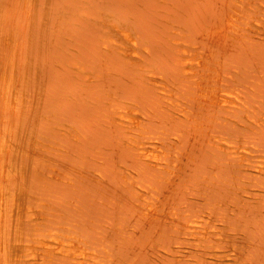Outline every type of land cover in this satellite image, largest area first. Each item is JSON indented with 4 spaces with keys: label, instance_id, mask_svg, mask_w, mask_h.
Returning <instances> with one entry per match:
<instances>
[{
    "label": "rangeland",
    "instance_id": "374dc122",
    "mask_svg": "<svg viewBox=\"0 0 264 264\" xmlns=\"http://www.w3.org/2000/svg\"><path fill=\"white\" fill-rule=\"evenodd\" d=\"M0 11V47L8 45L0 53L2 51L1 55L6 57L4 62L8 58L10 64L17 61L13 65H19V71L12 70V73L15 72L11 81L14 84V87L11 85L12 98L9 99L10 96L5 93L0 96L1 103L9 99L6 101L8 106L0 104L1 110L4 106L2 116L5 115V107L8 111L7 118L0 115V129L2 120L6 124L8 122L3 129L6 126L7 131L12 129V138L20 147L17 150L19 153L16 152L18 158L16 153L10 157L13 171L16 169L11 187L29 190L30 196L35 194L30 199L29 217L37 215L38 219L36 216L29 220L27 226L32 228L27 229L26 226V230H35L30 234H37L38 226L35 225L38 222L43 225L38 229L46 230L41 232L44 238L54 234L83 233V236L79 234L80 237H88L94 243L85 241L87 250H90V264H264V174L257 172L259 164L264 163V0H1ZM4 18L7 20L3 21ZM5 27L10 33L4 30ZM122 29L131 30L133 35L135 33L137 44L144 45V48L142 45L139 47L143 57L147 56L145 61L143 58L133 62L124 55L123 48L127 46L123 44L126 39ZM13 40L14 43L17 41V47H14ZM145 45L149 51L144 50ZM182 47H186L185 53L191 63H203L200 67L203 73L200 70V74L216 83L206 95L238 97L241 94L240 97L250 108L244 104L239 107L241 110L236 109L239 112L220 109L222 112L219 113L217 109L214 110L219 113L216 118L213 110L203 111L206 108L202 105H194V101L197 102L195 95L201 93L194 89L191 80L183 77L186 73L181 64L185 56L179 53ZM12 48L18 49L14 51ZM4 49L10 53L6 54ZM10 56L16 61L12 63ZM8 62L5 64L11 66ZM176 63H179L178 68ZM160 71L159 75L155 74ZM165 74L169 77L162 85L164 78H161L167 77ZM225 78L230 82H226ZM4 82L0 80L1 90L6 89ZM168 83H173V87ZM166 88L173 91H170L171 95L167 94L170 89L167 92ZM163 89L167 95H163ZM173 93L178 99L175 100ZM4 96L5 99L2 98ZM168 96L177 102L173 103ZM25 99L30 101L31 108L34 105V110L30 109ZM187 100L193 102V107ZM115 102L118 104L115 108L125 105L123 109L131 116L136 112L137 116H140L138 112L146 113L141 115L148 116V120L140 117L143 118L142 127H146H143L146 134L150 131L147 129H153L150 128L148 136L144 135L148 142L143 137L145 130L142 131V127L138 131L140 133L131 134L140 127H125L127 124L117 120V115H114L116 109L110 111L116 106ZM9 103L12 107L19 106L13 109ZM21 105L24 112L26 108L28 111V114H21L24 117L20 116L23 112ZM198 106L203 108L200 110L202 116ZM135 107L142 111H134ZM177 107L179 111L180 108L184 111L181 110L180 114ZM196 107L200 115L195 113ZM105 110L108 115L110 113L109 119ZM13 111L19 114L13 113L14 118L10 120ZM185 111L193 119L190 115L186 117ZM45 112L54 114V120L59 119L62 124L58 120L51 123L52 114L45 116ZM205 112H209V116L204 114L203 117ZM195 115L197 118H194ZM184 116L190 117V120ZM23 118L26 120L20 122ZM16 121L20 123L16 124ZM11 124L12 127L9 126ZM119 124H123L122 130H118L121 128ZM40 125H46L45 128L52 129L53 133L45 128L41 131ZM201 128L207 132L208 138L207 135L204 138L205 132L204 135L199 133L201 130L197 129ZM165 132L170 136L166 137ZM220 132L222 137H230L223 139ZM201 134L204 139L198 138ZM215 134L219 136L214 137ZM138 136L139 139L143 137L144 143ZM149 137L157 141L150 138L151 142L154 141L151 143ZM201 140L205 141L204 144ZM139 141L140 145L155 148L160 153L164 148L168 154L163 150L160 157L173 158L170 166L169 160H164L162 169L151 164L147 166V160H142L138 154L141 153L137 149ZM215 142L251 150V155L257 154L252 157L256 166L252 164V167L243 168L236 156L228 154L220 145L214 146ZM134 153L138 154L137 159ZM164 166L170 167L173 176L168 168L164 170ZM31 175L32 181L29 178ZM151 206L162 210L161 218L152 215ZM173 213L178 214L174 216ZM7 222L10 223L6 228L9 234L6 235L10 237L14 234L13 220ZM172 226L179 230L174 227L173 230ZM187 227H193L198 233L209 232L213 241L200 245L193 240L194 236ZM200 229L203 231L199 232ZM41 240L36 239L38 242ZM216 244L221 247L216 248ZM194 246L202 249L195 250ZM222 246L227 251H223ZM30 254L17 262L0 255L3 260L0 264H45L46 260L39 258H46L47 253L32 251ZM225 254L226 259L223 257ZM55 258L59 259V264L62 259L66 261L62 264H75L67 257Z\"/></svg>",
    "mask_w": 264,
    "mask_h": 264
},
{
    "label": "bare ground",
    "instance_id": "6f19581e",
    "mask_svg": "<svg viewBox=\"0 0 264 264\" xmlns=\"http://www.w3.org/2000/svg\"><path fill=\"white\" fill-rule=\"evenodd\" d=\"M1 1V0H0ZM2 1H4V0H2ZM5 3V2H4ZM2 7H4V6H2ZM7 7V6H6ZM5 8V7H4ZM4 10V9H3ZM1 11H2V9H1ZM0 11V12H1ZM4 11H2V13H3ZM5 12H8V11H5ZM7 14H9V13H7ZM6 14V15H7ZM5 14H3V16H4ZM10 15V14H9ZM2 16V15H1ZM3 16H2V18H3ZM11 16V15H10ZM7 17V16H6ZM5 17V18H6ZM5 18L3 19V21L5 20ZM10 17H7V19H9ZM6 19V20H7ZM2 20V19H1ZM5 20V21H6ZM12 20V19H11ZM9 21V20H8ZM7 21V22H8ZM10 22V24H11V21H9ZM4 23V22H3ZM2 23V24H3ZM4 24H6V22L4 23ZM6 25H8V24H6ZM5 25V26H6ZM12 25V24H11ZM4 26V25H3ZM9 26L10 25H8V27L7 28H9ZM2 27V26H1ZM3 29V28H2ZM9 29H11V26H10V28ZM13 29V28H12ZM4 30H6V32L7 33H10V32H8V30L6 29V27L4 28ZM123 30H125V31H123ZM127 29H122V31H123V33H124V35H125V38L124 39H126V41L123 43V44H125L127 47H125V48H123V53H124V55L128 58V59H130L131 61H133V62H137V61H142L143 60V58H144V61H145V58H147V56L146 57H143V54H142V48L141 47H139L140 45H142V44H140L139 43V45L137 44V41L138 40H136L137 38H135V33H134V35L130 32L131 30H129V31H126ZM1 31V30H0ZM3 31V30H2ZM4 32V31H3ZM2 32V35L4 34V33H6V32H4L3 33ZM12 32H13V30H12ZM11 32V33H12ZM14 32H15V29H14ZM133 32V31H132ZM1 34V33H0ZM1 35V36H2ZM9 35V34H8ZM15 35V34H14ZM16 36V35H15ZM5 37H6V34H5ZM8 37V36H7ZM14 37V36H13ZM13 37H10L11 39L13 38ZM15 40L17 39V37L16 38H14ZM8 40V39H7ZM3 44L4 43H2V46H3ZM12 45V43H9V45ZM13 44H14V47H17L16 46V44H17V41H16V43H14V40H13ZM7 47H8V45L7 44H5ZM4 45V46H5ZM4 46L0 49V50H2L3 48H4ZM144 45H142V47H143ZM146 47V49H144V50H147V51H149V49H147L148 48V46L147 45H145ZM6 47V48H7ZM144 48V47H143ZM10 49V48H9ZM16 49V48H15ZM15 49L14 48H12V50H14L15 51ZM18 49V48H17ZM16 49V50H17ZM5 50V49H4ZM181 50V52H179L180 54H181V56H185L184 58H182V64H181V60L179 61V63L182 65V66H184L183 68H184V70H185V75L183 76V77H187V78H185V80H187V79H189V80H191L190 82L192 83V84H194V89H196L198 92H200L201 94L200 95H195V98H196V101L197 102H195L194 101V105H195V103H198V105H202L204 108H206V109H203V108H199V106H198V109H199V111L201 110V109H203V111H205V110H213L212 111V113L213 112H216V111H214V110H217V109H223L224 111L226 110V111H228V112H234L233 110H235V111H237L236 109L238 108V109H240L239 107H243L244 106V104H246V102H244V100L240 97V95L237 97V96H235V97H231V96H226V95H218V94H213L212 96H208V95H206V92H208V91H210V88H212V87H214V86H216L215 84H214V80L213 79H211V78H206V76L204 75H202V71H203V68L201 69L200 67L203 65V63L201 64V63H199V64H197V63H195V64H193V63H191V59L189 58V56H186V53H185V51H186V47H182V49H180ZM9 51H11V50H9ZM145 52V53H149V52ZM151 51V50H150ZM5 52H6V54H8V53H10V52H8L7 53V51L5 50ZM12 52V51H11ZM13 53H17V52H13ZM1 54H3L2 53V51H1V53H0V56H1V58L0 59H2V61L0 62V80H2L3 82L4 81H6V82H4L3 84H5L6 83V89L4 90V89H2L1 90V88H0V90L2 91V93H1V95L0 96H3L4 95V93H5V95H7V96H10V98L9 99H11L12 98V96H11V94H12V90H11V87L14 85L13 83V85L11 84V81L13 82V73H15V72H13L12 73V70H17L18 69V67H19V65H18V67L16 66V65H13V64H16V60L15 59H13L14 57L13 56H10L9 58L10 59H12L13 61H11L12 63L14 62V60L16 61L15 63H13V64H10L9 62H8V58H7V60H5V61H7L11 66H9V65H7V64H5V63H7V62H4L3 61V59H5L6 57H4L3 58V55H1ZM12 54V53H11ZM150 54V53H149ZM180 54H178V55H180ZM16 55V54H15ZM8 56V55H7ZM13 57V58H12ZM17 57H18V55H17ZM17 57H15L16 59H17ZM177 58V57H176ZM178 59V58H177ZM175 60V59H174ZM147 61V60H146ZM177 60H175V62H176ZM179 63H178V65H177V63H176V65H177V68H178V66H179ZM206 63V62H205ZM208 63V62H207ZM140 64V63H139ZM143 64H145V62L143 63ZM133 65H134V63H133ZM142 65V63L140 64V66ZM180 65V66H181ZM14 66H16V67H14ZM135 66H136V63H135ZM138 66V65H137ZM205 66V65H204ZM207 66V65H206ZM203 67V66H202ZM176 68V69H177ZM175 69V70H176ZM183 70V69H182ZM200 70H201V74H200ZM205 70V69H204ZM17 71H19V70H17ZM164 72V71H163ZM162 72V73H163ZM161 73V71L158 73H156L155 72V74H160ZM164 73H166V72H164ZM153 74V73H152ZM168 74V73H167ZM173 74V73H172ZM18 75V73L16 74V76ZM158 75H154L153 77H156V78H158L157 76ZM164 75V74H163ZM166 75V74H165ZM169 75V74H168ZM168 75H166L167 77H162L161 79H163L162 80V82H163V84L160 82V84H162V85H164L165 84V78L167 79L169 76ZM182 75H183V72H182ZM146 76V75H145ZM162 76V75H161ZM179 76H180V74H179ZM18 77V76H17ZM150 77V76H149ZM151 77H152V75H151ZM172 76H170V78H171ZM182 77V78H183ZM147 78H148V76H147ZM160 78V77H159ZM227 78V77H226ZM224 79V80H226V82H230V80L229 79ZM16 79V78H15ZM223 79V78H222ZM147 80V79H146ZM184 80V81H185ZM224 80H223V82H224ZM227 80H229V81H227ZM150 81V80H149ZM154 81V80H153ZM155 81H158L159 82V80L158 79H155ZM180 81V80H179ZM182 81V80H181ZM232 81H234V80H232ZM231 81V82H232ZM168 82V81H167ZM169 82H170V80H169ZM189 82V83H190ZM15 83V82H14ZM174 83V82H173ZM173 83L171 84H169V85H172V87H173ZM155 84V83H154ZM158 84V83H157ZM191 84V85H192ZM12 85V86H11ZM156 85V84H155ZM3 87V86H2ZM14 87V86H13ZM156 87H157V85H156ZM160 87H161V85H160ZM166 87V86H165ZM167 87H169V86H167ZM4 88V87H3ZM161 88H164L163 86L161 87ZM191 88V87H190ZM13 89V88H12ZM170 89V88H169ZM168 88H166V91L168 92V90H169ZM175 89H176V87H175ZM193 89V88H192ZM193 89V90H194ZM13 90H15V88L13 89ZM23 90V89H22ZM24 90H26V89H24ZM23 90V91H24ZM162 90V89H161ZM164 91L163 92H165V89H163ZM4 91V92H3ZM17 91V90H16ZM19 91V90H18ZM170 91L171 92H173L171 89L169 90V92L167 93V94H169L170 93ZM15 92V91H14ZM176 92V91H175ZM25 93V92H24ZM27 93V92H26ZM179 92H177L176 94H178ZM10 94V95H9ZM166 94V92H165V94L163 93V95H167ZM169 95H171V94H169ZM173 95H175L174 93H173ZM172 95V96H173ZM191 95V94H190ZM243 95V94H242ZM15 96V95H14ZM25 96V95H24ZM28 96V95H27ZM171 96V97H172ZM194 96V95H193ZM244 96V95H243ZM16 97V96H15ZM110 97V96H109ZM166 97V96H165ZM164 97V98H165ZM169 97V96H168ZM171 97H169V98H171ZM174 97V96H173ZM175 97H176V95H175ZM2 98H4L5 99V96L4 97H2ZM14 98V97H13ZM20 98V97H19ZM24 98H26V97H24ZM106 98H107V96H106ZM112 98V97H111ZM113 98H114V96H113ZM168 98V99H169ZM244 98H246L245 96H244ZM3 99V100H4ZM8 99V98H7ZM7 99H6V101H7ZM9 99H8V101H9ZM16 99H17V97H16ZM15 99V100H16ZM28 99V98H27ZM107 99H109V98H107ZM176 99H178L177 97L175 98V100ZM247 99V98H246ZM14 100V99H13ZM21 100V99H20ZM26 100V99H25ZM112 100V99H111ZM114 100V99H113ZM112 100V101H113ZM170 100V99H169ZM171 100H172V98H171ZM192 100H193V98H192ZM6 101H3V103H6ZM11 101V100H10ZM22 101H23V99H22ZM28 101V102H27ZM173 101V100H172ZM187 101H189V100H187ZM248 101H249V99H248ZM26 102H27V104H28V106H29V100H26ZM25 102V103H26ZM177 101H173V103H176ZM251 102V101H250ZM3 103H1L0 102V104H3ZM13 103H15V102H13ZM12 103V104H13ZM24 103V104H25ZM116 103V102H115ZM119 103V102H118ZM188 103H192V107H193V102H188ZM18 104V103H17ZM26 104V105H27ZM114 104V103H113ZM113 104H111V105H113ZM120 104V103H119ZM123 104V103H122ZM4 105V104H3ZM2 105V106H3ZM6 105H7V103H6ZM111 105H110V108H111ZM116 106H114L113 108H111L110 109V111H112L113 112V110H114V108L115 107H118V104L116 103L115 104ZM174 104H172V106H173ZM189 105V104H188ZM197 105V104H196ZM248 105V103L245 105V106H247ZM252 105V104H251ZM1 106V107H2ZM8 106V105H7ZM17 106H19V105H16V107H12V106H10V103H9V107L11 108H13V109H15V108H17ZM121 106V105H120ZM122 106H124L125 107V105H122ZM141 106V105H140ZM139 106V108H141ZM175 106V105H174ZM177 106V105H176ZM179 106V105H178ZM181 106V105H180ZM191 105H189V107L188 108H190L191 109V107H190ZM249 106V105H248ZM247 106V107H248ZM27 107V106H26ZM30 107V106H29ZM28 107V108H29ZM33 107H34V105L32 106V108L30 107V109H33ZM124 107H120L119 109L118 108H115L116 110H114V112L116 113V114H114V115H117L116 117H117V120H120L123 124H127V125H124L125 127H127L128 125H130L131 127H133V128H139V130H134V132H132L131 134H133V133H135L136 131L138 132V131H141L140 129H141V127H142V120H143V118H145L146 117V115H144L145 117H143L142 115L145 113V112H143L142 111V109H140L142 112L141 113H139L138 112V114L140 115V116H142V117H140V116H137L136 114H137V112L135 113V115L134 116H131L130 114H128L126 111H125V109H123ZM137 107H138V105H137ZM146 107H148V106H146ZM146 107L144 108V107H142L144 110H146ZM150 107V106H149ZM148 107V108H149ZM181 107H184V106H181ZM241 107V108H242ZM9 108V109H10ZM19 108V107H18ZM22 108V105L20 106V109ZM35 108V107H34ZM129 108V107H128ZM131 108V107H130ZM139 108H136L135 107V109H134V111L136 110V109H139ZM175 108V107H174ZM185 108H187L186 106H185ZM187 108V109H188ZM195 108V107H194ZM248 108H250V107H248ZM254 108V107H253ZM3 109H4V106H3ZM3 109L1 110L2 112L0 113V115L2 116V113H3ZM8 108H7V110H9ZM23 109V108H22ZM21 109V110H22ZM27 109V108H26ZM26 109H24L25 110V112L23 111L22 113H20V116H22V117H24L23 115H21V114H23L24 113V115H25V113L26 112H28ZM29 109V111H31ZM113 109V110H112ZM177 109H178V111H179V108L177 107ZM181 110H182V108H180ZM246 109V108H245ZM34 110V109H33ZM140 110H136V111H140ZM150 110V109H149ZM180 110V111H181ZM186 110V109H185ZM218 110V111H219ZM241 110V109H240ZM248 110V109H247ZM247 110H245L246 112H248ZM9 111H11V109L9 110ZM19 111V110H18ZM109 111V110H108ZM179 111V112H180ZM182 111H184V109L182 110ZM186 111H189V110H186ZM184 112L185 113V115L187 114V113H189V112ZM195 111V110H194ZM198 110H197V107H196V112L195 113H198L199 114V111L197 112ZM223 111V112H224ZM251 111V110H250ZM6 112H8V111H6V107H5V112H4V116L6 117ZM16 112V111H15ZM14 111L12 112V114L10 115V117H9V114H8V117H9V119L11 120V118H14V117H12V115H13V113L15 114V115H17V114H19V112L16 114ZM21 112V111H20ZM32 112V111H31ZM30 112V113H31ZM152 112V111H151ZM193 112V111H192ZM201 113V116H202V111H200ZM207 112V111H206ZM206 112L205 113H203V117H204V114L207 116H209V114L207 113L206 114ZM222 112V110H220V112L219 113H221ZM228 112L226 113L227 115H228ZM237 112H239V111H237ZM30 113H29V115L28 116H30ZM38 113V112H37ZM43 113V112H42ZM47 113L48 112H45V116H47ZM105 113H106V110H105ZM108 113V112H107ZM106 113V114H107ZM147 113H149L148 115L149 116H151V113L148 111ZM153 113V112H152ZM183 112H182V114H184ZM211 113V114H212ZM218 112H216V115H215V117L217 116V114H219ZM244 113V112H243ZM250 113V112H249ZM248 113V114H249ZM26 114H28V113H26ZM48 114H52L51 112L50 113H48ZM106 114H104V115H106ZM142 114V115H141ZM146 114V113H145ZM180 114H181V112H180ZM179 114V115H180ZM197 114V115H198ZM199 114V115H200ZM214 114L215 113H213V116H214ZM225 114V113H224ZM231 114H234V113H231ZM236 114V113H235ZM238 114V113H237ZM53 115L54 114H52V117H53ZM108 115V114H107ZM190 115V114H189ZM189 115H186V117L187 116H189ZM1 116H0V119H1ZM4 116H2V117H4ZM44 116V115H43ZM50 116V115H49ZM109 117H107L108 119L110 118V113H109V115H108ZM211 116V115H210ZM212 116V117H213ZM235 116V115H234ZM16 117V116H15ZM32 117V116H31ZM30 117V118H31ZM35 117V116H34ZM37 117V116H36ZM111 117H113V113H112V115H111ZM148 117V116H147ZM147 117L145 118V119H147ZM152 117H153V115H152ZM185 117V116H184ZM185 117V118H186ZM190 117H191V119H193L192 117L193 116H191L190 115ZM190 117H188V118H186V119H189ZM196 117V115L194 116V118ZM199 117V116H198ZM215 117H213V118H215ZM219 116H217L216 118H218ZM230 117V116H229ZM228 117V118H229ZM239 117V116H238ZM254 117H256V116H254ZM253 117V118H254ZM7 118V117H6ZM19 118V117H18ZM26 119L27 118H29V117H25ZM25 118H23V119H21V121H20V119H19V121L20 122H22V120H24ZM39 118H41L40 117V115H39ZM47 119L49 118V117H46ZM56 117H53V119L50 117V121H51V123H52V120H54ZM105 118V117H104ZM197 118V117H196ZM3 119H5V118H3ZM9 119H5V121L7 120H9ZM25 119V120H26ZM33 119V118H32ZM114 119H115V117H114ZM149 119V118H148ZM147 119V120H148ZM231 119H233V116L231 117ZM15 120H18V119H15ZM29 119H27V121H28ZM35 120H39V119H35ZM46 120V119H45ZM56 120H58L59 122H61L60 124H62V121H60L59 119H56ZM56 120H54L55 122H56ZM110 120H113L112 118L110 119ZM151 120H152V118H151ZM182 120V119H181ZM190 120V119H189ZM1 121V120H0ZM13 121V120H12ZM12 121H10V123H12ZM26 121V122H27ZM40 121V120H39ZM49 121V120H48ZM47 121V122H48ZM49 121V122H50ZM145 121V120H144ZM185 121V120H184ZM188 121V120H187ZM15 122V121H14ZM20 122H17L16 121V124H18V123H20ZM23 122H25V121H23ZM25 122V123H26ZM33 122H34V120H33ZM38 122V121H37ZM42 122H43V120H42ZM42 122H40L41 124H42ZM46 122V121H45ZM117 123V122H114V121H111L110 123ZM147 122L148 121H146V124H147ZM150 122V121H149ZM148 122V124H150ZM264 122V121H263ZM2 125L4 126V125H7L8 124V122H7V124L6 123H4L3 122V120H2ZM120 123V122H119ZM189 123V122H188ZM193 124H194V122H192ZM196 123V122H195ZM239 123V122H238ZM262 123V122H261ZM260 123V124H261ZM27 124V123H26ZM46 124V123H45ZM48 124V123H47ZM50 124V123H49ZM118 124V123H117ZM116 124V125H117ZM122 124V125H123ZM145 124V125H146ZM12 125L13 124H11V125H9V126H11L12 127ZM15 125V124H14ZM42 125H44V122H43V124ZM42 125H40V130L41 129H44L45 128V126L43 127ZM52 125V124H51ZM57 125H59V124H57ZM57 125H53L52 127H54V126H57ZM65 125V124H64ZM114 125V124H113ZM115 125V126H116ZM122 125L121 124H119L118 126L120 127L121 126V128L120 129H118V130H122L123 128H122ZM262 125V124H261ZM264 125V124H263ZM3 126H1L2 127V130L0 129V160H1V162H0V165L2 164V169L0 168V255H2L4 258L6 257L7 259L6 260H11V261H14V262H17V261H20L22 258H24V257H26V256H28L29 254H30V252H32V251H34V252H40V254H41V252L42 253H44V255L47 253V257L46 258H44V257H41V258H39V259H44V260H46V262H45V264L46 263H48L49 264V262H50V264H54L55 263V259H57V261L59 260L58 258H55V257H57V256H59L60 257V259L61 258H63V257H67V258H69L71 261H73V262H75V264H90V260H89V257L90 256H88V253H90V250H89V248H88V250H87V247H86V245H87V243L85 242V241H90L89 239H88V237H86V238H82V236L84 235L83 233H79V234H82V236L80 237V235L77 233V234H75V233H71L70 231V233L68 234L67 233V235H59V234H54V235H48V237L47 238H44L43 237V235H42V233L41 232H43L42 231V229L41 228H43L42 226H41V224H39L40 222H38V225H35V223H34V225L35 226H38V228H39V226L41 227L40 229H38L37 228V230H36V232H37V234L35 233V234H30L29 232L31 231H33V230H30V231H28V230H26V226H27V224H28V222H29V220L32 218V217H29V209L31 208H29V206H31V203H30V201H32V200H30V199H32L31 197L32 196H34L35 194H32V196H30L29 194H28V191L26 190V189H17V188H13V186L11 187V180H12V177L14 176V172H15V168H14V171H13V166L11 165V160H10V157H12V155L14 154V153H16L17 152V150H19V145L17 146L16 145V142H14V140H13V138H12V136H14L13 134H12V132H11V130L10 131H7L8 129H7V126H6V129L4 130L3 128H5V126L3 127ZM16 126V125H15ZM19 126V125H18ZM21 126H23V125H21ZM63 126V125H62ZM147 127H150V126H148V125H146ZM11 127H9V129L11 128ZM39 127V126H38ZM43 127V128H42ZM47 127H49V126H47ZM119 127H117V128H119ZM130 127V128H131ZM143 127H145L144 125H143ZM142 127V128H143ZM15 128V127H14ZM23 128V127H22ZM56 128V127H55ZM59 128V127H58ZM151 129H152V127H150ZM147 129L149 132L148 133H150L151 132V129ZM208 128V130H210V132H212L211 130L212 129H209V127H207ZM206 128V129H207ZM212 128H214L213 126H212ZM16 129V128H15ZM26 129V128H25ZM46 129H48V128H45L44 130H46ZM63 129V128H62ZM65 129V128H64ZM128 129H129V127H128ZM145 129H146V127H145ZM144 128H143V130L142 131H144L145 130ZM204 129V128H203ZM206 129H204V130H206ZM19 130H20V132L22 133V130H21V127L19 128ZM27 130V129H26ZM56 129H54V131H55ZM66 130V129H65ZM125 130H127V129H125ZM130 130V129H129ZM132 129H131V131H133ZM153 130V129H152ZM198 131L199 130H201V131H199V133H201V132H203L202 131V128L201 129H197ZM207 130V131H208ZM216 130V129H215ZM14 131V130H13ZM15 131H17V130H15ZM24 131V130H23ZM42 131V130H41ZM48 131H51V133H53L52 132V129H48ZM39 132V131H38ZM44 132V131H43ZM58 132V131H57ZM205 132V131H204ZM204 132L202 133L203 135H204ZM216 132H218V130L216 131ZM216 132H214V133H216ZM17 133V132H16ZM31 133H33V132H31ZM35 133V132H34ZM37 133V132H36ZM42 133V132H41ZM59 133V132H58ZM121 133H122V131H121ZM138 133H140V132H138ZM137 133V134H138ZM144 134H143V137H144V135H146V136H148L147 134H146V130L143 132ZM166 133V132H165ZM207 132H205V135H204V138H208V135L206 134ZM209 133V132H208ZM214 133H213V135H214ZM219 133V132H218ZM60 134L61 133H59V136H60ZM63 134V133H62ZM136 134V133H135ZM161 134H162V132H161ZM167 134V133H166ZM177 133H175V135H176ZM202 134L198 137V138H200L201 136H202ZM209 134H211V133H209ZM225 134V133H224ZM223 134V135H224ZM16 135V134H15ZM20 135V134H19ZM22 135H23V133H22ZM28 135V134H27ZM68 135V134H67ZM66 135V136H67ZM122 135V134H121ZM125 135H127V133H125ZM124 135V136H125ZM151 135H152V133H151ZM150 135V136H151ZM153 135H155L154 133H153ZM152 135V136H153ZM158 135H160L159 133H158ZM178 135V134H177ZM207 135V136H206ZM220 137H222V133L220 132ZM226 135V134H225ZM64 136H65V133H64ZM128 136V135H127ZM131 136V135H130ZM141 136H142V132H141ZM140 136V137H141ZM146 136L144 137V139L146 138ZM157 136V134L155 135V137ZM162 137H163V135H161ZM160 136V137H161ZM166 137H168V136H170V135H165ZM164 136V138L166 139V137ZM180 136V135H179ZM178 136V137H179ZM206 136V137H205ZM209 136H211V135H209ZM216 136H219V134L217 135V134H215V136L214 137H216ZM132 137H134V136H132ZM143 137H141V139L143 138ZM161 137V138H162ZM175 137V136H174ZM177 137V138H178ZM203 137V136H202ZM201 137V138H202ZM213 137V136H212ZM224 137H226V139H227V137H230V136H223L222 138L224 139ZM17 138V137H16ZM22 138H23V136H22ZM38 138V137H37ZM123 138H126V137H122V140H126V139H123ZM129 138V137H128ZM151 137H149V139H150ZM152 138H154V137H152ZM151 138V139H152ZM160 138V140H162V142H163V140L165 141V139H161ZM176 138V137H175ZM204 138H202V139H204ZM28 139V138H27ZM40 139V138H39ZM121 139V138H120ZM129 139H131V138H129ZM138 139H139V136H138ZM141 139H139L140 141H141ZM144 139H142L143 141H141L142 143H144ZM150 139V142L152 141ZM156 138H154L153 140H155ZM158 139V138H157ZM210 139H212L211 137H210ZM209 139V140H210ZM230 139V138H229ZM232 139H235V138H233L232 137ZM147 142H148V140L147 139H145ZM170 140V139H169ZM208 140V141H209ZM213 140V139H212ZM20 141V140H19ZM18 141V142H19ZM42 141V140H41ZM127 141H129L128 139H127ZM133 141V140H132ZM134 141H136V140H134ZM137 142V149L138 150H140V152L141 153H138V154H140V158L142 159H146L147 161V163L149 164V165H147V166H150V164L151 165H153V166H156V167H160L159 169H162V165H163V162H164V160H166L165 162H168L167 160H169L168 158H170V157H168L167 159H165V158H163V157H160V156H162L161 155V153H162V151L164 150V148H163V150L161 151V153H160V151H157V150H155V148L154 149H152V147H146V146H144V145H140L141 144V142ZM155 141H157V140H155ZM179 142L181 141V139H179L178 140ZM202 142H203V144H204V142L205 141H203V140H201ZM214 141H216V140H214ZM28 142V141H27ZM146 142V143H147ZM154 142V141H153ZM153 142H151V143H153ZM202 142L200 143V144H202ZM210 142V141H209ZM230 142H232V141H230ZM229 142V143H230ZM121 143H122V141H121ZM130 143H131V141H130ZM133 143V142H132ZM156 143H158V142H156ZM165 143H167V142H164V144ZM168 143H170V142H168ZM172 144H173V142H171ZM208 143V142H207ZM211 143V142H210ZM216 143V142H215ZM228 143V144H229ZM233 143V142H232ZM236 142H234L233 144H235ZM19 144H21V143H19ZM127 144V143H126ZM164 144H162V145H164ZM171 144V145H172ZM227 144V143H226ZM226 144H224L223 145V142H222V144H220V142L218 143H216L214 146H218V145H220L221 146V148L224 150V151H226V152H229L228 154H230V155H233V156H236V158H238L237 160H238V162H240L241 163V166H243V168L244 167H246V168H248V167H252L253 165H254V161H252V157L254 156V155H256L257 156V154H254V155H251L253 152L251 151V150H241V149H239L236 145H237V143H236V145H232V144H229V145H226ZM165 145H167V144H165ZM164 145V146H165ZM153 146V145H152ZM208 146V145H207ZM125 147V146H124ZM136 147V146H135ZM154 147V146H153ZM166 147V146H165ZM210 147H213L212 145L210 146ZM22 148H24V147H22ZM157 148V147H156ZM160 148H162L161 146H160ZM159 148V149H160ZM170 148V147H169ZM168 147H167V149H169ZM252 148V147H251ZM43 149V148H42ZM171 149V148H170ZM215 149V148H214ZM24 150H25V148H24ZM130 150V149H129ZM132 150V149H131ZM135 150V149H134ZM172 150V149H171ZM256 150V149H255ZM255 150H253V151H255ZM168 151V150H167ZM257 151V150H256ZM134 152V151H133ZM135 152H136V150H135ZM164 152H166L165 150H164ZM169 153H170V150L168 151ZM17 153H19V152H17ZM17 153H16V157H17ZM167 153V152H166ZM46 155H47V153H45ZM135 154V153H134ZM138 154H137V156H138ZM168 154V153H167ZM167 154L165 155V156H167ZM21 155V154H20ZM133 155V154H132ZM230 155H229V158H230ZM19 156V155H18ZM49 156V155H48ZM135 156H136V154L134 155V158H135ZM137 156H136V158L135 159H137ZM163 156H164V154H163ZM15 157V158H16ZM172 157H174V156H172ZM14 158V157H13ZM18 158V157H17ZM20 158V157H19ZM32 158V157H31ZM133 157H132V159H134ZM234 159V157H231V159ZM134 159V160H135ZM141 159H140V161H141ZM142 159V160H143ZM177 159V158H176ZM17 161H18V159H16ZM20 160V159H19ZM170 160H173V158H171ZM170 160H169V162H168V165L169 164H171L172 162H170ZM174 160H175V158H174ZM178 160V159H177ZM13 161V160H12ZM136 161H139V160H136ZM234 161V160H233ZM16 162V161H15ZM15 162H13V164H15ZM142 162H144V161H142ZM44 163V162H43ZM145 163V162H144ZM26 164V163H25ZM42 164V163H41ZM253 164V165H252ZM17 165V164H16ZM15 165V166H16ZM18 165H21V163L20 164H18ZM170 166V165H169ZM254 166H256V164L254 165ZM25 167V166H24ZM152 167V166H151ZM155 167V168H156ZM154 168V169H155ZM165 168V169H164ZM164 170H166L167 168H166V166H164ZM170 168V167H169ZM167 169L168 171L170 170V169ZM153 168H152V170L153 171H155ZM251 169V168H250ZM249 169V170H250ZM254 169V168H253ZM252 169V170H253ZM257 172H258V174H260V175H262V174H264V163H262L261 165L259 164V166L257 167ZM161 171L162 170H160L159 172H160V174H161ZM255 171V170H254ZM155 172H157V171H155ZM170 172V171H169ZM170 174H172V176H173V172L171 173L170 172ZM169 174V175H170ZM34 175H35V173H34ZM28 176V175H27ZM26 176V177H27ZM36 176H37V174H36ZM15 177H17V175H15ZM20 177V176H19ZM35 177V176H34ZM23 178V177H22ZM24 178H25V176H24ZM29 178H31V181H32V175H31V177L29 176ZM37 178H38V176H37ZM127 178H129V177H127ZM172 178H174V177H172ZM13 179H14V177H13ZM20 179V178H19ZM35 179V178H34ZM33 179V180H34ZM176 179V178H175ZM124 180H126V179H124ZM29 181V180H28ZM16 183V182H15ZM32 184V183H31ZM15 186H17L16 184H14ZM30 192H32V190L30 191ZM29 192V193H30ZM31 194V193H30ZM36 197V196H35ZM34 197V198H35ZM142 198V197H141ZM33 201H34V199H33ZM35 202H33V204H34ZM30 204V205H29ZM36 204V203H35ZM146 204V203H145ZM34 206V205H33ZM32 206V207H33ZM38 206V205H37ZM34 208H36L35 206H34ZM33 208V209H34ZM31 210V209H30ZM150 210L152 211V215L153 216H162V215H160V213H161V211L162 210H159V209H157V208H154L153 206H151L150 207ZM38 211V210H37ZM31 212H33V211H31ZM35 212V211H34ZM163 213V212H162ZM31 214V213H30ZM33 215H35L34 213H32ZM173 214H175L174 216H176L177 214L176 213H173ZM37 215H35V216H33V218L34 217H36ZM48 216H51V215H48ZM170 216V215H169ZM173 216V215H172ZM172 216H170V217H172ZM174 216H173V218H174ZM179 216V215H178ZM39 217H40V215H39ZM168 217V216H167ZM32 218V219H33ZM161 218V217H160ZM164 218H165V215H164ZM175 218H178V217H175ZM9 219H12L13 220V224L11 225L12 227H13V235L12 236H10V237H7L8 235H6V234H9L8 232L6 233V228H9L8 227V223H10V222H7ZM31 219V220H32ZM37 219H38V216H37ZM170 219V218H169ZM175 219H173V221H174ZM39 221V220H38ZM32 222V221H31ZM47 222V221H46ZM175 222V221H174ZM36 223H37V221H36ZM31 223H29V225H30ZM49 224V223H48ZM59 224V223H58ZM63 224V223H62ZM71 224V223H70ZM174 223H172V225H173ZM176 224V223H175ZM174 224V225H175ZM34 225H32L33 227H34ZM66 225H68V224H66ZM7 226V227H6ZM51 226V225H50ZM53 227V226H52ZM62 227V226H61ZM69 227H71V226H69ZM74 227V226H73ZM173 227H174V229L175 230H179V228L178 229H176L175 228V226H172V229H173ZM196 227V226H195ZM204 227H206V226H204ZM32 227L30 226V228H28V226H27V229H31ZM34 228H36V227H34ZM33 228V229H34ZM44 228H46L45 226H44ZM187 228H189L190 229V232H191V234H193V236H194V239L193 240H195L196 242H199L200 243V245H201V243H202V245L203 244H205L206 245V243L209 241V242H211V241H213V240H210L211 238H210V236L212 237L213 235H208V233H205V232H202L203 230H201V231H199V232H202V233H198L197 231H194V228L193 227H187ZM187 228H185V230L187 231ZM173 229V230H174ZM182 229V228H181ZM191 229H192V231H191ZM197 229H199V228H197ZM196 229V230H197ZM7 230H9V229H7ZM11 230V229H10ZM58 230V229H57ZM172 230V232H174ZM184 230V229H183ZM35 231V230H34ZM33 231V232H34ZM54 231V230H53ZM60 231V230H59ZM58 231V232H59ZM65 231V230H64ZM77 231V230H76ZM205 231V230H204ZM32 232V233H33ZM44 232H46V230L44 231ZM62 232V231H61ZM12 233V232H11ZM41 233V234H40ZM60 233V232H59ZM187 233H189V231L187 232ZM175 234H177V233H175ZM179 234V233H178ZM183 234H185V233H183ZM183 234H182V236H183ZM77 235H79V236H77ZM187 235H189V234H187ZM40 236L41 237H43V238H40ZM39 238V240L40 239H42L41 241H36V239H38ZM189 238H191V237H188L187 239H189ZM193 238V237H192ZM88 239V240H87ZM93 240H91L89 243H91ZM195 241H193V243H195ZM204 242H206V243H204ZM208 242V243H209ZM192 243V245H195V244H193ZM92 245L94 244V243H91ZM197 245H198V243H196ZM215 244V243H214ZM214 244H212V245H214ZM204 245V246H205ZM89 246H90V244H89ZM208 246V245H207ZM216 246V248L217 247H219V244L217 245H215ZM86 247V248H85ZM221 247V246H220ZM219 247V248H220ZM224 246H222V248H223ZM196 248H198V247H196ZM196 248H195V246L193 247V249H195L196 250ZM204 248V247H203ZM209 248V247H208ZM208 248H206V249H208ZM216 248L214 249V247L212 248V250L214 249V251L216 250ZM219 248H218V251H221V250H219ZM202 249V248H201ZM200 248H198V250H201ZM224 249V248H223ZM222 249V250H223ZM169 250V249H168ZM89 251V252H88ZM206 251V250H205ZM213 251V252H214ZM223 251H227V250H223ZM46 252V253H45ZM167 252H169V251H167ZM216 252V251H215ZM191 253V252H190ZM168 254V253H167ZM31 256H32V254H30ZM42 256V255H41ZM218 256V255H217ZM52 259V258H55L54 260L52 259H50V258ZM213 257V256H212ZM224 258L226 257V254H225V256H223ZM3 258V259H4ZM31 258H33V257H31ZM66 258V259H67ZM216 258V257H215ZM214 258V259H215ZM30 259V258H29ZM28 259V260H29ZM47 259H50L51 261H47ZM65 259V258H64ZM220 259H221V257H220ZM226 259V258H225ZM224 259V260H225ZM228 259V258H227ZM2 259H0V261H1ZM6 260L4 261V262H6ZM26 260V259H25ZM63 260V259H62ZM61 260V263L60 264H62V262H64V261H62ZM223 260V261H224ZM230 260V259H229ZM242 260V259H241ZM52 261L54 262V263H52ZM56 261V263H58L59 264V262L60 261H58L57 262ZM69 261V260H68ZM222 261V260H221ZM1 262H3V260L1 261ZM0 262V263H1ZM19 263V262H18ZM35 263V262H34ZM43 263H44V261H43ZM55 263V264H56ZM65 263H66V261H65ZM64 263V264H65ZM3 264H6V263H3ZM14 264V263H13ZM21 264V263H20ZM39 264H41V262L39 263ZM213 264V263H212ZM219 264V263H218ZM239 264V263H238Z\"/></svg>",
    "mask_w": 264,
    "mask_h": 264
}]
</instances>
